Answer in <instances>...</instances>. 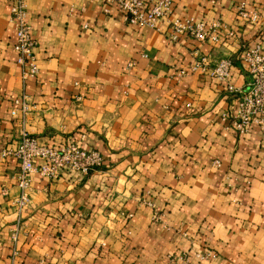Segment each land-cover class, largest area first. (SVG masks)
Wrapping results in <instances>:
<instances>
[{
	"label": "crops",
	"instance_id": "crops-1",
	"mask_svg": "<svg viewBox=\"0 0 264 264\" xmlns=\"http://www.w3.org/2000/svg\"><path fill=\"white\" fill-rule=\"evenodd\" d=\"M102 1L28 0L39 73L22 81L11 0H0V152L23 127L39 144L80 142L103 158L81 179L33 175L18 211V163L0 156V264H180L183 254L187 264H264V130L239 136L226 83L190 71L195 51L230 59L229 83L243 87L240 55L264 40V0H173L171 18L235 32L218 45L171 42L164 20L131 26ZM241 3L258 23L238 17ZM23 93L35 106L24 124L11 115Z\"/></svg>",
	"mask_w": 264,
	"mask_h": 264
},
{
	"label": "built area",
	"instance_id": "built-area-1",
	"mask_svg": "<svg viewBox=\"0 0 264 264\" xmlns=\"http://www.w3.org/2000/svg\"><path fill=\"white\" fill-rule=\"evenodd\" d=\"M102 12L111 13L117 10L124 16L127 24L135 27L157 29L158 23L164 20L168 30L166 36L169 41L176 42L180 37L192 39L198 43L218 45L236 37L235 32L220 21L203 22L193 18H171L173 0H103ZM238 17L246 22L258 23L259 17L255 11L245 8L244 4L236 7ZM8 21L12 26L16 41L12 47L16 55V64L21 73L22 81L35 79L39 73V66L35 57L36 41L32 37L29 23L28 0H11ZM87 28V25H83ZM241 63L246 67L249 80L243 87H234L229 83L232 62L230 59L210 58L194 52V62L190 66L191 72H207L212 78L226 83V89L236 97L234 113L230 117V125L239 136L246 135L252 126L260 131L264 130V40L242 48ZM133 63L127 65L132 67ZM183 75V72H180ZM12 116L19 115L24 124L29 113L35 108L26 94L12 101ZM1 158L13 157L18 163L16 175L19 196L13 200L18 211L25 208L31 199L33 189V175L49 181H55L62 174H69L83 178L99 169L103 158L97 150L86 149L80 142H69L63 145H42L21 127L15 144L0 152ZM213 165L219 166L214 161ZM153 207V204L142 201ZM158 220L157 215H153ZM207 253L200 259L210 258ZM180 264H187L186 256L178 257Z\"/></svg>",
	"mask_w": 264,
	"mask_h": 264
}]
</instances>
